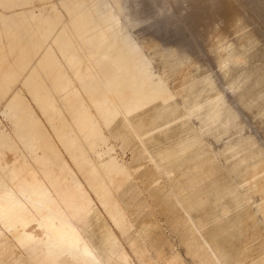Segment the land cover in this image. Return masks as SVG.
Here are the masks:
<instances>
[{
    "label": "rangeland",
    "instance_id": "374dc122",
    "mask_svg": "<svg viewBox=\"0 0 264 264\" xmlns=\"http://www.w3.org/2000/svg\"><path fill=\"white\" fill-rule=\"evenodd\" d=\"M83 1V19L78 0L0 6V145L14 146L0 153V202L10 191L26 208L30 184L53 192L65 178L77 195L61 218L93 256L69 252L29 206L22 239L18 218L0 216V264H264V0ZM48 53L57 68L34 96L25 83ZM248 215L245 235L235 223Z\"/></svg>",
    "mask_w": 264,
    "mask_h": 264
},
{
    "label": "bare ground",
    "instance_id": "6f19581e",
    "mask_svg": "<svg viewBox=\"0 0 264 264\" xmlns=\"http://www.w3.org/2000/svg\"><path fill=\"white\" fill-rule=\"evenodd\" d=\"M212 1H216V0H212ZM82 2L86 3L83 0H78V5L74 9L76 11V15L80 19L84 18V14H83V8L84 7L80 8L81 7L80 5L83 4ZM146 3H147V0H141L139 2V5H141L139 11L142 10V7L145 6ZM12 4L13 3H11V5ZM3 5H6L5 0H0V6H3ZM103 5L104 4L100 5V10L103 9ZM262 7L263 6L260 5L259 11H261V13L264 12V8H262ZM107 19H108V22L111 23V26H114L113 23L116 19V15H114L113 13H111L109 11ZM118 34H122L121 35V43L122 44L125 43L127 45H130L132 43L129 35L127 33H125V30L119 31ZM1 42H2V40L0 39V44H1ZM136 52H137V46L133 47L132 53L127 54V56H129L128 58H132V56H134V54H136ZM126 59H127V57L124 59V61ZM56 68H57L56 58L54 57L53 54L48 53L43 58V60L40 62L39 71H35L32 74V78H33L32 81L25 83L26 88L31 93H34V96H36L35 92L37 90H40V89L46 90L47 87L45 86V83L43 81H38V78L40 76L49 77L55 71ZM63 78H64V76L60 73L54 78V80L52 82V86L54 89L61 88ZM152 79H154V75L152 73L147 78L141 79L140 84L147 86V87H144L142 91H145V92L148 91V86L150 85ZM125 88L131 89L132 84H129L124 80L122 83V87L120 89L122 90ZM75 93H77V92H75ZM170 100H172V97H170V99L167 100L165 103L169 102ZM149 101H153V98L150 96L144 95L142 100L140 101V106L145 105ZM220 102H222V99L220 100ZM165 103H163V104H165ZM173 112H174L173 109H168L164 113H165V115H167V114H172ZM11 115H12V117L15 118L17 124H21L23 122L24 117H25V115L23 113L18 112L16 109L11 113ZM33 136H34V132H33V128H32V129H29L28 131H26L24 134L21 135V141L26 145V143H28L29 139L32 138ZM36 139H37V137H36ZM5 148H9V149L11 148L12 149V148H14V146L12 144L11 145H8V144L7 145H4V144L0 145V153H2ZM55 157L57 158L56 155L54 156V158ZM2 172H4V171H2ZM198 176L200 178H202V177L205 179L208 178L207 176H204L203 173H201ZM60 179H61V177L50 180L52 189L54 190L53 191L54 193L49 188H46L42 185L30 184V188H26L25 190H23L22 194L26 198L29 206L32 207V210H34L36 213H38L42 216L43 223L49 227H52L54 232L58 235L59 240L62 241L63 244H65L67 246V249L69 252H80L84 257L93 256L92 250L89 248L88 244L83 240L82 235L80 234L76 225L74 223H72L71 221H64L61 218L60 214L62 213L63 208L60 207L61 205H60L59 201L65 202L69 206L74 205L75 197L77 195V190H75L74 192L69 191V189L67 188V184H66V187H63L61 184L63 182V179L65 180V178H63L61 181H60ZM189 182H191V181H189ZM260 182L264 183V178L261 179ZM70 184H71V182H70ZM33 186H34V188H32ZM182 195L184 197L190 196L191 195L190 188H187L183 192ZM217 198H219V195ZM2 202L3 203L0 202V216H1V218H7L9 220L11 219L13 222V220H15L14 218L17 217L18 223L20 224V227L23 228L22 231L18 232L19 233L18 237L20 239H22L23 238L22 233L25 231L26 226L29 225L30 223H32V221H33L34 215H33L32 210H30L29 206H27L26 208L24 205L22 206V202H20L18 199H16L15 196L10 191H7L2 196ZM194 208H195V206L193 207V209ZM28 216H30V217H28ZM84 220H85L84 217L80 218L81 222ZM15 225H17L16 222H14V224H13L14 228H16ZM255 227H256V219L252 215H248L246 217L239 218L235 223L236 230L240 231L241 233H244L245 235H249ZM214 236L218 237L219 240H220V237H222L221 239L225 238L226 241L230 240V238L224 237L221 234H215ZM108 249L110 251H113V250H115V252L118 251V253H119V248L116 247V244L114 243V241L109 242ZM133 251L135 252V249ZM136 255H137V252H136ZM121 257L124 261H126V259H127L126 255H123V256L121 255ZM148 262H150V261H148ZM144 264H146V263H144Z\"/></svg>",
    "mask_w": 264,
    "mask_h": 264
}]
</instances>
